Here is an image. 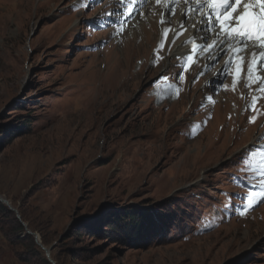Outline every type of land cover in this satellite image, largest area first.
I'll return each mask as SVG.
<instances>
[{"label":"rangeland","instance_id":"rangeland-1","mask_svg":"<svg viewBox=\"0 0 264 264\" xmlns=\"http://www.w3.org/2000/svg\"><path fill=\"white\" fill-rule=\"evenodd\" d=\"M75 1L0 0V195L18 210L0 209V264H46L17 222L52 247L56 264H264V202L236 210L256 183L254 141L264 137L262 117L252 125L251 111L239 114L245 87L227 89L226 101L223 88L215 93V118L204 123L214 86L193 83L198 70L185 75L180 100L162 99L159 86L180 71L174 59L161 75L158 61L149 67L155 44L130 46L127 27L109 39L89 23L98 10ZM147 6L133 19L140 40L157 32L151 18L165 7ZM168 6L175 25L178 4ZM135 210L156 213L154 231L144 234L137 213L126 217L128 235L107 226Z\"/></svg>","mask_w":264,"mask_h":264},{"label":"snow or ice","instance_id":"snow-or-ice-1","mask_svg":"<svg viewBox=\"0 0 264 264\" xmlns=\"http://www.w3.org/2000/svg\"><path fill=\"white\" fill-rule=\"evenodd\" d=\"M149 2L150 0H127V4L119 12L109 10L97 13V17L117 16L119 22L101 24L96 30L113 27V36L122 33L127 26V18L137 10L135 6ZM177 2L182 3L183 6L179 10L178 21L175 26H172L173 22L164 16V12H167L170 17L176 14V9L168 6L169 0H163L165 7L161 12L159 23L169 26L163 27L161 42L149 67L159 59H163L159 52L165 49L167 43L169 60L176 59L177 65L175 66L180 68V71L173 73L176 83L170 85L169 94L174 92V98H179L186 79L185 72H188L194 65L200 68L192 76L194 83L200 76L205 75V72L213 67L212 62L220 57L223 60L221 67L204 87L209 88L217 75L227 79L230 75L229 70L235 64V72L232 73L234 90L242 79L240 73L245 65L244 54L250 52L246 73L243 77L245 87L249 89L251 95V101L246 106V110L250 109L259 113L255 105L260 97L254 93L259 92L264 95V0H171L173 4ZM96 3H103V0H96ZM161 3L162 0H155V4L160 5ZM85 7L87 8V5ZM140 14L144 15L143 12ZM170 32L171 37L169 38ZM100 43L103 44L104 41ZM172 45H175L174 49ZM201 60L208 62H205L201 67L199 63ZM164 71H167V67L162 69L161 75ZM223 79L209 89L207 100H212L215 93H218L221 88L227 87L223 84ZM253 84L257 85L256 89L252 88ZM203 106L202 102L201 107ZM256 120L257 115H249V123H254ZM206 122L204 121V123ZM242 162L247 168L246 161ZM261 202H264V168L258 169L256 183L245 194L236 210L240 215H244ZM227 207L228 205L225 204L223 211H227Z\"/></svg>","mask_w":264,"mask_h":264},{"label":"trees","instance_id":"trees-1","mask_svg":"<svg viewBox=\"0 0 264 264\" xmlns=\"http://www.w3.org/2000/svg\"><path fill=\"white\" fill-rule=\"evenodd\" d=\"M0 209L5 211V212H8L7 205L5 203H3L2 201H0ZM10 210L13 211L11 208H10ZM136 213H137V215H139V219H140V217L142 218V221H141L142 222V226L143 225L147 226V229H145L143 231L144 234L148 235V234H150V232L154 231V228L157 227V223H156L157 220L155 218L156 213L150 212V211L148 212V211H144V210H135V212H133V213H130V211L123 212L122 214L121 213H119V214L118 213L117 214L113 213L112 215H116V218L114 219L116 226H113L110 223V220H112L111 217H108V219H109L108 221L109 222L107 223V226L110 227V228H113L115 231H119V229H120L121 231L124 232V234L128 235V233H130V224H128L126 222V217H131L132 218V217L136 216L135 215ZM139 221L135 220L134 223H131L132 226H133V230L137 229L138 225L140 224ZM151 226H153V228L150 229ZM14 230L17 233V237L22 238L23 240H25V239L29 240L31 242V245H32V248L30 250L31 252H34V253L37 252V254L44 253L46 255V252L41 248V246L34 242V239H33L31 234L26 232V234L24 236H21L22 233L24 231H26L25 226L22 223L17 222L15 224ZM141 232L142 231H140V233ZM38 246H40V247H38ZM54 259H55V257H54ZM50 262L51 261L49 260V258L46 255L45 263L48 264ZM57 263L59 264V262H57Z\"/></svg>","mask_w":264,"mask_h":264},{"label":"bare ground","instance_id":"bare-ground-1","mask_svg":"<svg viewBox=\"0 0 264 264\" xmlns=\"http://www.w3.org/2000/svg\"><path fill=\"white\" fill-rule=\"evenodd\" d=\"M171 0H169V2H170ZM123 2H125V0H123ZM126 3H127V1H126ZM149 4V3H148ZM148 4H146V5H148ZM164 4V3H163ZM177 4H178V8H179V10H180V8L183 6L182 5V3H180V2H177ZM130 6V5H129ZM156 6V5H155ZM136 7V11L135 12H133L132 13V16H136V15H139V16H143L144 17V15H145V12L146 11H148L149 10V6H147V7H145V8H143V4H141V5H136L135 6ZM155 10H156V8H155ZM141 12H143L144 13V15H141L140 13ZM147 13V12H146ZM167 15V14H166ZM166 15H164L165 17H166ZM131 16V17H132ZM168 16V15H167ZM131 17H130V23H128V25L126 26L128 29L126 30L127 31V35H128V32H129V30H130V33L132 34V36L133 37H130V46H131V44L133 43V46L134 45H136V47H138L139 48V50L141 49V51H142V49H144L145 50V52L148 50V52H150V47H152V44L154 45L155 44V40H156V34H157V32H155V31H153V34H149L148 35V30L146 29L145 30V35L142 37V39L140 40V37H141V34L143 33H139L138 32V30L136 29V22H134L133 21V18L131 19ZM147 17V16H146ZM152 17H153V15H152ZM173 18V17H172ZM175 18V17H174ZM143 19V18H142ZM143 21V20H142ZM149 21V20H148ZM176 22L178 21V18L175 20ZM173 22V21H172ZM135 23V24H134ZM150 24H152V27L155 25V23L153 22V21H151L150 22ZM143 25V24H142ZM174 25V24H173ZM140 26V25H139ZM138 26V27H139ZM168 26V25H167ZM137 27V28H138ZM139 29H141V28H139ZM142 30V29H141ZM152 33V32H151ZM144 34V33H143ZM126 36V35H125ZM148 37H149V39H148ZM122 38V37H121ZM124 38V37H123ZM122 38V39H123ZM134 50V49H133ZM138 50V51H139ZM137 51V52H138ZM245 54H250V52L249 53H245ZM176 64H177V62H176ZM200 80V79H199ZM230 83V82H229ZM228 85V83H226V86ZM169 87H170V85L168 86V88L167 87H165V88H162V89H160L159 90V93L158 94H160V95H162V99L163 98H165V97H168L169 96ZM227 87L226 88H223L222 89V91L221 92H219V94H218V101H221V100H223L224 99V101H226L227 100V97H226V95H227ZM181 97H183V94L182 95H180L179 96V100H180V98ZM217 97H216V99H217ZM173 98V97H172ZM221 99V100H220ZM213 100V99H212ZM212 100H207L206 101V107H205V109L204 110H202V113H203V117H204V120L206 121V120H208L209 119V117L210 118H212V116H214L213 117V119L215 118V115H214V113H211L209 110H207V106H208V104H212ZM214 101V100H213ZM217 101V100H216ZM196 102V101H195ZM218 104V103H217ZM220 104V103H219ZM218 104V105H219ZM192 107V106H191ZM219 108H220V106H219ZM195 110V109H194ZM213 110H215V109H213ZM218 110H220V109H218ZM211 123H209V125H210ZM214 124V123H213ZM208 125V126H209ZM206 126V125H205ZM206 129V128H205ZM200 136V135H199ZM199 136H197V137H199ZM1 197H3V196H1ZM4 199H6L5 197H3ZM5 204H7L6 202H4ZM9 203L11 204V202L9 201ZM8 205V204H7Z\"/></svg>","mask_w":264,"mask_h":264},{"label":"water","instance_id":"water-1","mask_svg":"<svg viewBox=\"0 0 264 264\" xmlns=\"http://www.w3.org/2000/svg\"><path fill=\"white\" fill-rule=\"evenodd\" d=\"M0 201L2 202H6L8 204V206H10V208L14 211V212H18V210L16 208H14L7 199H4L3 197H1L0 195ZM27 229V232L29 234H32L35 236L36 238V242L42 247V249L46 252V255L47 257L49 258V260L53 263V264H56V261L51 257V249L52 247L48 248L46 247L43 243H42V240L40 238V236L34 232H32L30 229L26 228Z\"/></svg>","mask_w":264,"mask_h":264}]
</instances>
